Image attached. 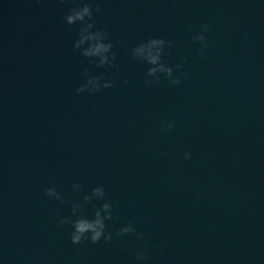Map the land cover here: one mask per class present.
I'll return each instance as SVG.
<instances>
[{"label":"clouds","instance_id":"9594fccd","mask_svg":"<svg viewBox=\"0 0 264 264\" xmlns=\"http://www.w3.org/2000/svg\"><path fill=\"white\" fill-rule=\"evenodd\" d=\"M72 7L67 10L64 16V21L68 25L79 24L77 31V39L73 43V47L78 49L82 56L89 58L90 63L95 64L98 68L116 67L115 59L116 53L112 51V42L108 39V33L96 28L93 20V9L89 0H72ZM96 12H100L99 6L95 8ZM202 30L194 35L192 39L199 41L202 44V49L198 55L203 56V48H207L205 32L208 31V25L201 26ZM172 42L166 41L162 37H149L146 41L137 44L131 49L133 58L146 62L150 67L147 69V77L153 79H146V84H152L154 80L158 82L161 74L168 79L171 85L180 84V78L174 75L173 68L163 59L165 54V47H171ZM186 59V58H184ZM181 65L177 64L176 69H180ZM86 79L76 88V93L83 92H98L101 88H111L113 82L106 80L103 74H92L87 68L84 70ZM103 81V83H101ZM162 130L167 131L173 127L171 122L167 124L162 123ZM185 159L191 158L190 152L184 153ZM74 188L80 189V184L73 185ZM44 194L48 197H54L61 203H66V199L56 190L55 187H47ZM104 200L99 207H94V212L91 216L84 213L79 203L73 202L71 207L72 215L59 217L58 224L63 226L68 224L71 226L70 241L73 244H81L88 240L95 244L103 239L109 242L113 239V232L107 231L106 221L114 219L113 204L105 200V190L103 186H96L91 189L90 194H85L83 200L90 202L93 199ZM75 217V218H73ZM135 233L137 236H142L143 233H137L135 227L131 222L120 227L115 235L117 237L124 234ZM162 247V245H161ZM147 256L144 250H138L136 253V260L143 261Z\"/></svg>","mask_w":264,"mask_h":264}]
</instances>
